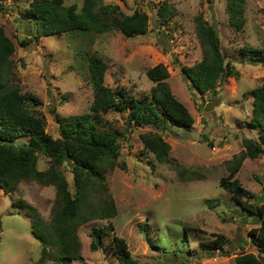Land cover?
Here are the masks:
<instances>
[{
	"label": "rangeland",
	"instance_id": "1",
	"mask_svg": "<svg viewBox=\"0 0 264 264\" xmlns=\"http://www.w3.org/2000/svg\"><path fill=\"white\" fill-rule=\"evenodd\" d=\"M31 1L4 0L0 27L16 46L11 57L15 76L10 77L22 92L40 98L46 131L53 137L59 136L56 115L66 117L90 109L93 86L87 52L108 64L105 84L123 87L135 98L149 97L156 84L148 78L147 70L163 64L169 72L165 82L194 119L190 128H156L129 126L128 113L111 111L106 115L110 124L124 133L118 166L106 174L118 214L97 251L90 248V232L95 224L107 221L94 220L78 229L82 259L69 264H117L111 247L114 234L126 239L139 264H235V257L243 251L257 254L247 233L258 224L222 187L221 178L229 176V161L244 149L243 138L259 140V129L251 124L252 91L264 84V63L250 61L253 52L242 49L251 46L264 51V0H245L243 30L230 24L228 0H104L105 6L116 5L124 14L146 12L149 31L131 37L121 30L74 32L41 36L39 40L34 38L33 23L23 16ZM163 3L177 11L164 24L158 16ZM72 4L81 12L83 0H64V6ZM200 16L218 29L225 63L231 62L236 73L223 77L214 91L204 94L190 85L183 72V66L204 56L197 29ZM23 41L30 42L23 45ZM146 133L160 134L171 145L170 161L160 162L145 149L141 137ZM48 167L49 161L41 157L39 168ZM62 169L73 192L71 170L67 165ZM235 176L245 188L264 195V155L245 158ZM55 197L54 186L36 181L21 182L11 194L0 189V264H52L50 259L41 260V243L32 234L30 216L18 202L27 201L49 222ZM253 202L264 203V196ZM220 234L229 243L224 252L212 254V243Z\"/></svg>",
	"mask_w": 264,
	"mask_h": 264
},
{
	"label": "trees",
	"instance_id": "2",
	"mask_svg": "<svg viewBox=\"0 0 264 264\" xmlns=\"http://www.w3.org/2000/svg\"><path fill=\"white\" fill-rule=\"evenodd\" d=\"M103 2L83 0L79 12L76 4L64 6V0H32L25 7L23 16L33 23L35 40L41 36L74 32L101 34L121 30L131 37L145 35L149 31L146 12L135 11L128 15L118 6H105ZM244 4L245 0L227 2L229 22L237 30H243L246 24ZM4 9V0H0V11ZM176 12V9L169 8L168 3H163L158 16L163 24L169 23ZM197 29L202 35L204 56L193 65L183 66V72L190 85L204 94L214 91L223 77L236 73L231 62L225 63L226 56L222 52L216 26L200 16ZM29 42L23 41V45ZM15 51L14 41L0 27V189L7 194L14 193L23 181H36L56 188L55 209L49 222H45L27 201L21 200L18 205L30 216L32 234L42 246L41 260L69 264L82 259L78 229L94 220L107 221L108 224H95L91 229L90 248L97 251L105 243L109 230L113 229L112 219L118 214L106 174L118 166L120 139L124 133L112 126L106 115L111 111L128 113L126 122L129 126L156 128L168 125L190 128L194 119L165 82L169 72L163 64L147 70L148 78L156 84L149 97L135 98L129 97L123 87L112 88L105 84L108 64L96 54L87 52L89 79L93 86L92 104L89 111L81 114L56 115L59 136L55 138L46 131L47 119L39 109L43 105L40 98L32 92H22L21 87L13 82L15 75L11 57ZM242 51L253 52L250 61L264 63L262 49L245 46ZM252 94L251 124L259 129V140L243 138L244 149L229 161V176L221 178L222 187L242 203L247 215L258 224L247 233L249 242L258 253L243 251L235 257V264H264V203L253 202L264 195L245 188L235 176L245 158L256 159L264 155V84L253 89ZM141 138L145 149L152 152L158 161H170L171 145L160 134L146 133ZM41 157L49 161L47 169L39 168ZM64 165L73 175V192L62 169ZM121 167L126 168L125 164ZM112 241L117 264H139L125 238L114 234ZM228 243L229 239L220 234L212 243L210 252H224Z\"/></svg>",
	"mask_w": 264,
	"mask_h": 264
},
{
	"label": "water",
	"instance_id": "3",
	"mask_svg": "<svg viewBox=\"0 0 264 264\" xmlns=\"http://www.w3.org/2000/svg\"><path fill=\"white\" fill-rule=\"evenodd\" d=\"M0 228H1V222H0Z\"/></svg>",
	"mask_w": 264,
	"mask_h": 264
}]
</instances>
